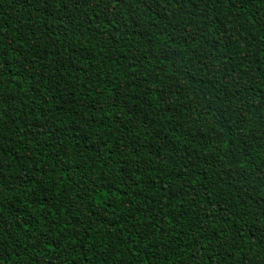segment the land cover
Listing matches in <instances>:
<instances>
[{
    "label": "trees",
    "instance_id": "1",
    "mask_svg": "<svg viewBox=\"0 0 264 264\" xmlns=\"http://www.w3.org/2000/svg\"><path fill=\"white\" fill-rule=\"evenodd\" d=\"M0 264H264V0H0Z\"/></svg>",
    "mask_w": 264,
    "mask_h": 264
}]
</instances>
